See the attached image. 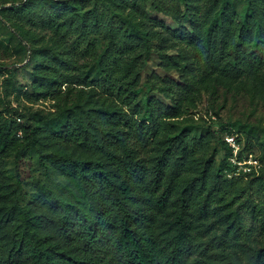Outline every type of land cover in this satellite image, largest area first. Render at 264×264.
I'll list each match as a JSON object with an SVG mask.
<instances>
[{"label": "trees", "instance_id": "obj_1", "mask_svg": "<svg viewBox=\"0 0 264 264\" xmlns=\"http://www.w3.org/2000/svg\"><path fill=\"white\" fill-rule=\"evenodd\" d=\"M7 24L56 112L0 118V264H264V180L233 197L230 150L176 121L201 92L264 89V0H12ZM153 55L176 80L143 81Z\"/></svg>", "mask_w": 264, "mask_h": 264}, {"label": "rangeland", "instance_id": "obj_2", "mask_svg": "<svg viewBox=\"0 0 264 264\" xmlns=\"http://www.w3.org/2000/svg\"><path fill=\"white\" fill-rule=\"evenodd\" d=\"M9 1L12 0H0V7ZM151 16L165 22L169 27H174V23L163 15L151 14ZM16 31L10 24L2 28L0 26V65L18 67L17 76L7 90L4 89L3 82L9 77L8 74L4 72L0 78V118L8 117L6 113L8 108L23 113H37L42 117L55 114L56 104L50 98L29 100L26 96V93L33 92V70L37 62L31 59V52L28 51L31 44L28 41L19 40L18 36L11 37V33L16 34ZM15 47H21L23 51L18 53ZM160 65V59L153 55L142 72L143 81L153 74L176 80L175 72L166 73ZM235 86L233 84L232 89L222 88L219 97L216 98L204 92L196 97H189L183 104L182 115L176 121L183 124L195 123L202 128L209 127L212 132L217 133L215 139H209V143H212L211 147L217 146V143H224L225 149L217 153V163H220L230 150V169L227 171V178L234 182L232 196L241 194L240 197L244 202L249 197L257 200L262 196L259 182L264 180V89L254 91L250 86L240 85L241 90L237 91ZM63 89L66 90V86ZM155 95L167 102L158 94ZM239 124L252 130L255 137L240 133L237 126ZM202 128L199 130V135L203 133ZM25 166L27 170L31 167L33 170L35 162L30 163L25 159ZM33 176L35 178L33 180H36L40 175L35 173Z\"/></svg>", "mask_w": 264, "mask_h": 264}, {"label": "built area", "instance_id": "obj_3", "mask_svg": "<svg viewBox=\"0 0 264 264\" xmlns=\"http://www.w3.org/2000/svg\"><path fill=\"white\" fill-rule=\"evenodd\" d=\"M252 162V161H251Z\"/></svg>", "mask_w": 264, "mask_h": 264}]
</instances>
